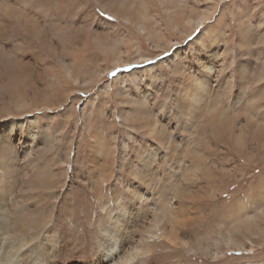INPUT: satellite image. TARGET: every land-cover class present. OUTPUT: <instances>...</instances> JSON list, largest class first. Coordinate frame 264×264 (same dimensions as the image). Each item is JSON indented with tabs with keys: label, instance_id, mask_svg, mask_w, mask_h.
<instances>
[{
	"label": "bare ground",
	"instance_id": "1",
	"mask_svg": "<svg viewBox=\"0 0 264 264\" xmlns=\"http://www.w3.org/2000/svg\"><path fill=\"white\" fill-rule=\"evenodd\" d=\"M187 1L0 0V75L7 79L0 96L18 114L36 108L46 120L36 128L37 114L11 119L0 109V264H264L262 257L242 255L264 245V0H244L236 8L228 0H192L199 7L194 12ZM91 2L118 24L98 20L92 29L81 19L73 23L71 13L89 14ZM216 12L213 24L183 49L182 41ZM229 18L236 27L231 46ZM99 26L108 33L123 28L122 41L110 40ZM139 37L161 51L174 45L163 66L147 63L142 69L149 56L138 48ZM25 46L39 50L47 69L56 67L39 75L52 89L51 102L22 75L30 68L17 58ZM89 51L107 58L103 71L83 64ZM105 75L110 82L79 110L80 137L84 120L98 117L85 127L82 171L78 150L70 162L67 143L76 123L62 107L75 106L72 92ZM24 85L31 100L21 97ZM114 117L123 130L111 135ZM14 133L25 134L21 149ZM50 150L64 165L71 163L76 179L88 175L92 200L85 220H76L67 196L56 216H13L22 204L16 196L20 185L49 188V162L41 175L36 169L23 177V166ZM245 180L250 188L244 192ZM60 211L64 220H57Z\"/></svg>",
	"mask_w": 264,
	"mask_h": 264
},
{
	"label": "rangeland",
	"instance_id": "2",
	"mask_svg": "<svg viewBox=\"0 0 264 264\" xmlns=\"http://www.w3.org/2000/svg\"><path fill=\"white\" fill-rule=\"evenodd\" d=\"M244 0H228L225 3L229 4L232 6L235 5V8L237 6H244ZM187 3L190 5V10L194 11H199V7L197 5H192V0H188ZM74 4V2H73ZM92 5V6H91ZM75 6V4L73 5ZM223 3H221L219 5V10H223ZM88 7H90L91 11L89 12V14H83L78 16V14L73 13L72 9H75V7H71V17L73 19V23H77L80 19L82 20L81 25L88 28H92L95 29L98 20H102L108 23H114V24H118L117 20L115 17L105 13L103 11L102 8L98 7L97 4L91 2V4L88 5ZM93 9V10H92ZM94 13V15H93ZM217 12L214 15V17L212 19H210V21H207L203 24V26L201 28H198L195 32H193L188 39L182 41L181 45L183 47V49H187L191 47V42L193 41V39L198 35V33L202 32L204 28L210 26L213 24V19H215V17H217ZM77 15V16H76ZM96 16V17H94ZM191 16H193V13L191 14ZM230 22V30L232 33V38L230 40V43H228L229 45L232 44L231 41L234 39L235 36V31H236V27L234 26L235 23L233 22L232 18H229ZM120 26L123 27V22L119 21ZM99 30L106 32L107 36H110V40H114L115 42H120L122 41V36H123V32L121 30H123V28L120 30L118 29H109V32L106 31V29L108 30V27H103V26H99L98 27ZM105 29V30H103ZM114 30V31H113ZM116 30V31H115ZM118 30V31H117ZM102 32V33H104ZM126 37L128 40H130L133 37V33L129 30L126 31ZM166 37H170L173 33L172 32H164ZM128 35V36H127ZM130 35V36H129ZM21 34H20V38H21ZM138 39V38H137ZM126 40V41H128ZM139 43H138V48L140 49L141 53H143L145 56H149L147 58H145V62L141 63L142 65V69H145V65L148 64H156L157 66H163L164 63L163 61L165 59H167L172 51L174 50V45L169 47L170 49H168L167 51H161L159 48H152V46L156 45L155 43L151 42V41H146L144 38L139 37L138 39ZM229 42V41H228ZM173 44V43H172ZM231 46V45H230ZM122 47H120L121 49ZM9 50L13 52V50L9 47ZM85 52L82 55V59H83V64H87L88 66H92L91 69L92 70H97L100 69L102 70L103 67H105V65H107V58H105L102 54H100L99 52ZM103 56V57H102ZM17 58L21 59V60H26L29 62L30 68L24 67V73H22L23 76H27V78L30 80H32L33 84L37 85V87L40 90H45L44 93L46 95V97L49 99V101L51 102V92L52 89L50 86H48L45 82L42 81V79L40 78V74H42L44 72V70L47 69V62H42L39 56V50H33L31 49L29 46H25L22 49V54L17 53ZM152 61V62H151ZM126 66V65H123ZM47 71L51 74L55 73L56 71V67H50L49 69H47ZM103 71V70H102ZM6 77L3 75H0V83H4L6 81ZM127 83L130 81V78H126ZM166 81H169V78L166 79ZM108 82H110V77L106 76L102 77V81L98 82L97 84H94L92 86H90L87 89H82L79 88L75 91H73V96L76 97L77 99V104L74 106L72 102H67L65 107H62V111L63 110H67L69 112V114H72V117L68 118L70 120L71 124H75L76 128H72L71 131H73V135L69 136V141L67 143V149L70 152L71 150V159L70 162L72 161L73 157L75 156V151L78 150V156H79V164H81V168L82 171H84V167L87 168V163L85 160V151H86V146H85V141L87 139H89L88 135H87V131H86V126L89 124L90 126H94L96 123V121L98 120V117L95 116L94 118L91 117V119L88 120H84V128L81 130L82 131V136L80 137V129H77L78 127L81 128V121L79 118V110L80 108L83 106V101L87 100L88 98H92L94 96H96L98 94V88L101 85H105ZM87 94V96H83V94ZM21 97L25 98L27 100H31V98L29 97L28 93H27V89H26V85H24L22 87V93H21ZM0 96V109H2V107L11 114V116H9V118L11 119H26L28 118L30 115L32 114H37V118H38V124L36 126V128L40 127L41 125H44L46 123V120H43L42 118V113L37 111L39 109L33 108V110H27L24 112H20L18 114V110L14 109L13 107L10 106V101L3 99ZM37 99V97H36ZM112 106H114L112 104ZM112 107H111V103L109 102V104L107 105L106 111H110V113L112 112ZM61 111V109H57L55 111H53L54 113ZM118 111V110H117ZM85 115H88V112H86ZM114 122L116 123L117 127L116 128H112L110 127L109 129V134L111 135H115L118 130H123V128L121 127V125L118 123L117 119L114 117ZM111 120V119H110ZM113 120V119H112ZM111 120V121H112ZM107 121V120H105ZM58 123L57 120V115L55 116V122L52 123V125ZM52 125L50 127H52ZM108 129V128H107ZM25 135V134H24ZM24 135H17V133H14L11 137L13 139H15V146L16 149L18 150L21 149V145H22V140L24 138ZM80 139L81 143H78V140ZM78 143V145H75V143ZM131 144V143H130ZM132 149L135 152L136 151V146L132 145ZM59 148L54 151V153L56 154L57 151H59ZM54 153L50 150V152H44L43 154L40 155H35L30 157L29 159V168H24L23 170V177H25V175L27 173L32 174V172L36 171V169L38 170V175H41L42 173H45L44 171H42L41 167L45 162H49V164H51V166L53 167V169L50 171V175H51V181L49 182V188H45V189H40V190H36V189H29L28 185L25 186H21L17 189V193L16 196H18V200L22 203L20 206L17 207V210L14 213V217L17 220L19 217H21L23 220H33L34 217H38L41 214H45L48 212L53 211L54 215H57V211L59 212V210L57 209L59 207V202L61 201V198H63L64 196H67L68 199V207L69 209H75L77 214V218L76 220H85V216L87 214L88 208H87V201L92 200V192L87 188L85 182L86 179L88 178V175H83L80 174L82 180L76 179L75 174L76 172H72V170H70L71 168V163H68L66 165H64V158L61 159V162L59 161L58 158H56L54 156ZM135 161V160H134ZM62 166H65L66 168H68V171H65ZM41 168V169H40ZM63 170V171H62ZM55 171V172H54ZM65 172L66 176H61V173ZM55 174H58V176L60 175V177H55ZM70 175L71 178V184H70V188L67 189L66 185L63 183L65 182L64 179L68 178L67 176ZM124 175V176H123ZM31 176V175H30ZM57 176V175H56ZM123 178H127L129 179L128 175H125L124 173H122ZM246 180L244 181V192L246 190H248L250 187L248 184L245 183ZM34 181L31 182V184H33ZM76 201L79 202V207L75 208V203H77ZM93 213H98L97 212V207L93 205ZM16 208H14L15 210ZM59 214V213H58ZM57 220H64V216H62V211H60V216ZM41 229L37 228L36 233H40ZM263 248L258 249L256 248V252L253 253H243L242 255H244V257H248V256H253L254 258L257 257H262L264 260V245L262 246ZM261 256H260V255ZM233 256V255H232ZM235 257V255L233 256ZM230 264H234V263H230Z\"/></svg>",
	"mask_w": 264,
	"mask_h": 264
}]
</instances>
